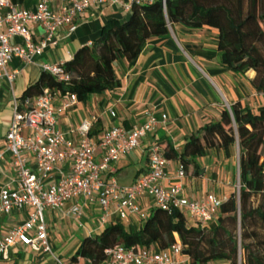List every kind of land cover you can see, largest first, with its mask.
<instances>
[{"label":"crops","instance_id":"obj_1","mask_svg":"<svg viewBox=\"0 0 264 264\" xmlns=\"http://www.w3.org/2000/svg\"><path fill=\"white\" fill-rule=\"evenodd\" d=\"M10 1L21 9L33 10L41 0ZM126 4L128 0H121L119 4L92 5L78 14L74 32L68 33L66 27L58 28L57 45L47 48L35 58L34 63L27 64L17 57L8 63L7 70L17 73L11 86L5 79H0V151L4 152V160L0 162V188L15 185L10 155L5 152L13 97L22 98L26 89L42 75L43 65L65 63L79 48L91 46L110 20L125 21L129 16V11L124 8ZM49 6L54 11H60L62 4L53 0ZM29 28L33 41L43 34L37 25L30 24ZM217 38V32L208 27L189 29L173 24L168 34L149 39L135 59L115 61L119 87L92 94L85 102L77 101L68 109H63L68 95L55 93L53 104L58 130L66 140L77 145V127L84 120L95 119L90 138L96 145L95 162L100 163L106 150L100 147L99 142L108 129L118 126L130 130L144 124L150 117L155 118L157 125L140 141L139 147L122 155L102 174L104 178H114L120 186L133 185L148 172V152L152 146L163 148L170 144L179 153L192 136L203 135L206 124L216 123L223 110H230L236 103L252 111L264 105V96L257 94L248 81L254 76L253 71L242 77L221 65ZM11 43L23 44L24 41L14 37ZM110 111L115 116H111ZM30 163L34 161L30 160ZM179 163L178 159L169 160L165 166L169 177L176 176ZM69 166V160L56 163L52 180L57 181L67 173ZM238 180V149L226 156L222 149L214 148L193 162L182 181L183 193L191 200H202L208 194L226 199L234 192L233 187ZM137 203L140 207L138 214L129 216L127 220L110 215L104 226L99 224V205L86 203L81 198L67 201L59 210L47 209L44 214L53 255L35 253L28 246L18 243L11 248L8 260L0 258V264H58L56 259L63 264H91L80 257L70 261L82 240L100 234L104 228L115 223L123 225L129 232L137 231L154 208L148 197L138 198ZM74 205L83 207L80 222L71 214ZM28 211H14L10 216H1L0 237L21 224ZM185 216L187 225L193 226L195 220L188 214ZM216 220L207 227H214Z\"/></svg>","mask_w":264,"mask_h":264},{"label":"trees","instance_id":"obj_2","mask_svg":"<svg viewBox=\"0 0 264 264\" xmlns=\"http://www.w3.org/2000/svg\"><path fill=\"white\" fill-rule=\"evenodd\" d=\"M173 24L214 29L221 65L242 77L253 71L248 81L264 96V0H167L165 9L159 2L133 6L124 23L110 20L91 46L79 48L64 63L67 81L43 71L22 98L37 97L49 88L85 102L92 94L113 90L120 86L115 61L135 59L149 39L168 34ZM235 147L239 190L224 200L214 227L188 226L182 211L154 207L135 232L115 223L85 237L70 261L80 257L102 264L106 251L117 245L139 252L167 250L179 243L189 264H264V105L252 111L236 103L223 110L216 123L206 124L201 137L192 136L179 153L170 144L161 148L168 160H179L186 174L209 150L222 149L230 156Z\"/></svg>","mask_w":264,"mask_h":264},{"label":"built area","instance_id":"obj_3","mask_svg":"<svg viewBox=\"0 0 264 264\" xmlns=\"http://www.w3.org/2000/svg\"><path fill=\"white\" fill-rule=\"evenodd\" d=\"M53 0H41L33 10H25L10 0H0V79L11 86L17 72L7 70L13 58H20L27 64L49 48L57 45L58 28L66 27L68 33L76 30V17L92 5L119 4L121 0H59L60 11H54L49 4ZM159 2L165 9L167 0H128L124 6L130 11L133 6L150 5ZM30 24L39 26L43 34L36 41L31 39ZM23 39V44H12L11 39ZM64 63L43 65L44 72L58 81H67L69 76L63 70ZM54 95L49 88L34 98L13 97L12 117L5 135V152L10 155L15 175L14 187L0 188V217L10 216L14 211L29 209L26 219L13 227L7 235L0 237V258L9 259L11 248L18 243L28 246L35 253L53 255L48 239L45 210H59L74 198L86 203H97L100 208V226H104L110 215L120 220L140 212L138 198L148 197L156 208L167 212L174 209L188 214L201 228L207 227L217 218L225 199L208 194L202 200L188 199L183 193L185 178L183 165L179 163L176 176L171 178L165 171L169 160L161 146L154 145L148 152V172L131 186H120L114 178H104L103 173L122 155L139 147L140 141L157 125L150 117L144 124L130 130L114 126L108 129L99 142L106 151L100 163L95 162L96 145L90 138L95 119L84 120L76 129L79 141L74 145L66 140L57 128V112ZM68 101L63 109L77 102L74 94H67ZM111 116H115L110 111ZM165 120L166 116H162ZM4 152L0 151V162ZM33 160L34 163H30ZM69 160L68 172L57 181L52 180L54 166ZM239 190V182H238ZM71 214L81 220L83 207L74 205ZM58 264H63L56 259ZM179 243L167 250L142 249L139 252L117 245L106 251L102 264H188Z\"/></svg>","mask_w":264,"mask_h":264},{"label":"rangeland","instance_id":"obj_4","mask_svg":"<svg viewBox=\"0 0 264 264\" xmlns=\"http://www.w3.org/2000/svg\"><path fill=\"white\" fill-rule=\"evenodd\" d=\"M127 19H128V18H127ZM127 19H126V20H127ZM126 20H125V21H126ZM125 21H123L122 23H124ZM235 149H236V147L233 149L234 152H235ZM233 191H234L235 193H238V181H237V183L235 182L234 187H233ZM193 226H194V227H198V224H197L196 222H193ZM257 229H259V227H258ZM260 235H261L262 237H264V231H260ZM223 263L228 264L227 262H222V261H217V262H215V263H213V264H223Z\"/></svg>","mask_w":264,"mask_h":264}]
</instances>
